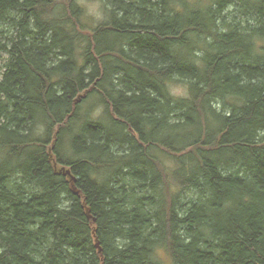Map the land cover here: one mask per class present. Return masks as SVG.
Instances as JSON below:
<instances>
[{"label": "trees", "instance_id": "trees-1", "mask_svg": "<svg viewBox=\"0 0 264 264\" xmlns=\"http://www.w3.org/2000/svg\"><path fill=\"white\" fill-rule=\"evenodd\" d=\"M106 2L0 0V264H264V0Z\"/></svg>", "mask_w": 264, "mask_h": 264}, {"label": "clouds", "instance_id": "clouds-1", "mask_svg": "<svg viewBox=\"0 0 264 264\" xmlns=\"http://www.w3.org/2000/svg\"><path fill=\"white\" fill-rule=\"evenodd\" d=\"M77 3L80 8L84 10V16L92 17L97 22H100L105 19V10H110L111 5L106 2V0H77ZM169 91L173 96H184L187 95V85H171L169 84ZM99 111L97 110L96 115H99ZM161 257H163V253H158Z\"/></svg>", "mask_w": 264, "mask_h": 264}, {"label": "rangeland", "instance_id": "rangeland-1", "mask_svg": "<svg viewBox=\"0 0 264 264\" xmlns=\"http://www.w3.org/2000/svg\"><path fill=\"white\" fill-rule=\"evenodd\" d=\"M77 1V0H76ZM67 3V1H63V4H66ZM87 20H90V22L91 23H93V21H95V22H97L94 18H92V17H87ZM103 22L105 21V19L104 20H102ZM102 21H100V22H97V23H101ZM0 42H1V39H0ZM7 58V55L5 54V53H3V52H1L0 51V79H1V76H2V74H3V72H4V64H5V59ZM99 113H100V111H99ZM52 151V147H50V152ZM53 157V156H52ZM54 167H55V169H56V171L58 172V173H64V174H66L67 175V177L69 178V179H71V176L69 175V170L67 169V168H65V167H61V166H58L55 162H54ZM163 253V257H161L162 258V260L164 261V263L165 264H171V262H170V260H169V258L167 257V255L164 253V252H162Z\"/></svg>", "mask_w": 264, "mask_h": 264}, {"label": "water", "instance_id": "water-1", "mask_svg": "<svg viewBox=\"0 0 264 264\" xmlns=\"http://www.w3.org/2000/svg\"><path fill=\"white\" fill-rule=\"evenodd\" d=\"M87 214L89 218L93 219V221L96 222V219L91 216L90 209H87ZM95 240H96V247L99 249L100 252H102V248L100 247V241L97 238H95Z\"/></svg>", "mask_w": 264, "mask_h": 264}]
</instances>
